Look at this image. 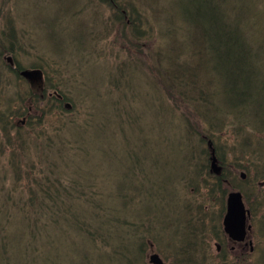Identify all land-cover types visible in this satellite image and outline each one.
<instances>
[{"label":"trees","instance_id":"obj_1","mask_svg":"<svg viewBox=\"0 0 264 264\" xmlns=\"http://www.w3.org/2000/svg\"><path fill=\"white\" fill-rule=\"evenodd\" d=\"M145 1L148 0L93 3L112 10L113 26H122V40L131 44L123 29L131 33V38H145L137 10V5ZM150 1L153 5L154 0ZM204 1L205 16L197 18L196 13H187L185 9L183 15L195 28L203 48L213 54L211 69L222 85L211 86L210 75L202 80L193 76L190 81L183 80L185 85L179 84L178 77L194 74L188 65L200 58L203 49L195 47L196 43L186 45L183 40L181 47L177 45L180 49L168 43L165 48L161 44L158 49L156 45L155 52L151 49L157 63L153 64L151 74L141 70L143 66L138 59L130 61L125 71L114 68L119 72L115 74L121 84L109 83L110 89L106 92L120 95L129 74L138 69L144 77L151 78L156 88V112L167 114L177 132L176 145L172 144L177 157L170 171L161 168V162L167 165L165 159L148 157L151 139L140 143L141 132L136 128L140 111L133 106L134 99L129 108H115L107 117L97 95L92 102L86 97L80 104L89 112L81 116L69 87L64 90L58 85L54 87L48 74H45L44 99L33 93L29 98L30 107L46 101L48 112L42 116L57 113L60 120L52 133L40 132L41 139L47 138L38 140L32 147L27 142L33 135L31 131L20 133V127L14 124L17 133L12 134L16 143H12L13 138L2 127L4 139L9 143L7 147L11 149L5 166L12 169L9 172L12 171L15 181L23 179V184L15 200L11 199L12 191L6 187L0 189L3 201L0 264H40L38 260L41 264H61L57 250L59 234L66 246L74 250L73 264H164L165 261L169 264H264V68L257 67L253 60L263 50L264 35L260 22L254 19L251 39L247 42L237 18ZM255 6L264 10V6ZM70 18L66 14V21L62 22L69 26L78 20ZM160 19V30L168 41L173 34L171 21L165 15H160ZM1 32H7V27ZM86 36L92 41L99 40L91 31ZM9 37L3 36V40L7 42ZM113 42L119 51L125 50L124 41ZM97 43L92 44L89 56L95 53ZM218 93L224 105L222 102L216 105L214 96ZM131 107L137 113L133 109L134 114H130ZM25 110L15 116L27 119L28 106ZM124 112L128 114V123L124 122ZM30 119L23 128L32 127ZM109 119L113 128L108 132ZM41 122L42 117L37 123ZM134 135L135 139L131 137ZM95 136H113L114 142L120 144V154L108 155L105 146L110 148V145L106 141H98L99 146H93L88 140ZM166 140L170 142L167 138L162 142ZM30 149L33 150L30 152ZM94 150L103 153V159L116 162L122 170L120 180L112 186L111 183L106 188L107 178L99 176L96 170L88 171L86 160L80 157H87ZM212 150L222 169L220 175L211 170ZM35 164L39 167L33 168ZM6 168L0 174L6 173L9 169ZM72 168L76 170L71 171ZM232 191L241 192L250 212V241L254 244L253 252H257L252 263L246 262L247 259H237L235 263L228 252L233 245L230 247L227 242L229 237L223 231L222 219L227 195ZM214 242L216 253L211 250ZM152 256L155 258L151 259Z\"/></svg>","mask_w":264,"mask_h":264},{"label":"rangeland","instance_id":"obj_2","mask_svg":"<svg viewBox=\"0 0 264 264\" xmlns=\"http://www.w3.org/2000/svg\"><path fill=\"white\" fill-rule=\"evenodd\" d=\"M89 1H92L91 4H89ZM207 1L216 4L217 10L221 12L224 11L226 14L240 21L247 42L251 39V29L254 24V19L260 22L258 25L262 28V33L264 35V10H259L255 6V4H257L258 7H263L264 0ZM93 2L96 3L97 0H0V30L2 31V28H6L7 26L9 31H14L15 38L18 39V41L14 39V44L10 47L3 41V36H0V172H3L6 168L5 161L11 153V149L7 147L9 143L4 139L2 127H6V131L9 132L12 138L13 134L17 133L14 129L16 124L21 129L20 133L31 131L33 135L29 133L31 137L27 138V142L30 146L34 147L38 140L41 141L47 138V136H44L41 139L40 132H43L44 135L51 134L60 120V118L56 116L57 113H54L50 117H48L47 114L42 116L43 112H48V106L44 100V102L38 105L34 104L31 107V112L28 117L31 118L30 120L33 123L32 127L27 129L23 128L26 121L23 123L20 122L23 118H18L15 114H23L26 111V106L30 107L27 100L29 86L21 77H15L4 65L5 58L3 60V53L5 50L14 56L16 58L15 60L18 61L23 68H30L33 67V65L40 66L46 71V74L49 75L54 87L58 85L62 90H64L65 87H69L68 91L72 93L73 101L77 103L76 109L80 112L81 116L89 112L80 104V102L85 101L84 99H86V97L89 102H92L96 100L95 97L97 95L102 102L100 105L107 117L115 108H129V104L134 99L136 102L133 106L140 111V119L137 121L136 125V128L141 132L140 143H145L151 139L149 143L150 154H147L149 151L145 144L144 148L147 151L146 154L152 160L158 158L165 159L167 165L161 162V168L163 170L167 169L170 171L171 168H173L175 158L177 157L175 150L172 149L173 145H176L174 139L177 133L174 130L175 125L167 114L156 112L157 107L155 100L157 95L155 85L152 84L151 78L147 76L144 77L141 74V70L145 71V73H153L152 68L156 61L152 55L151 49L154 52L157 51L156 45L158 49L161 44L164 48L168 44L177 48V45L181 47V43L184 40L186 45L188 43L195 45L196 43L197 45H195V47L198 46L199 48H203V42L198 41L199 38L197 37L195 28L184 17L183 10L185 9L187 13H196L197 18L203 15L205 16V13H202V11L205 10L206 3L204 0H154V4L152 5L153 1L148 0L142 4H138L137 6L139 7H136L140 14L139 18L142 21H140V29L145 38L140 40L131 38V33L124 28L123 33L127 35L125 38L131 43L128 44L125 40H122V33L120 35L122 26H113L112 24V22H114L112 21L114 16L112 10L106 5H95ZM4 3H6V6ZM63 3L64 6H62ZM160 4H162V6H160ZM162 10L164 12H162ZM66 14L67 18H70L68 14L74 15V18H78L77 21H74L75 24H69L68 26L62 22L66 21ZM254 14H256V16H253ZM160 15H165L171 21L170 25H172L173 28L171 32H173V34L168 41L164 38L165 34L161 32L162 29L160 30L159 27L162 21ZM94 23L96 26L93 25ZM201 24L202 23L198 22V25ZM168 27L171 28V26ZM90 31L94 35H98L97 39L99 38V40H90L86 36ZM191 34L192 37L190 36ZM113 40L115 42L119 41L120 43L124 41L125 50L119 51ZM95 42H98L95 53L89 56L88 54L91 52L92 44ZM137 43H139V47H137ZM129 45L132 47H127ZM262 47V52L253 57L254 63L260 68H264V37ZM171 49L173 48L171 47ZM177 49L180 48L178 47ZM83 54H86L85 58ZM212 55L211 51L203 48L200 58L188 65L190 72L194 73L193 75L186 74L182 79L178 77V73L176 74L179 78V84L182 83V85H185L183 80L190 81L193 76L202 80L204 79L202 77L210 75L212 81L211 86L218 87V84L222 85L216 75L213 74L215 72L211 69L212 62L214 61ZM136 59L141 61L143 68L129 74L128 83L124 89H122L121 94L106 93L110 89L109 83L114 84L117 81L121 84L119 76L115 74L119 72L115 71L114 68L119 67L125 71L130 61H137ZM84 60H87L88 63L85 64ZM137 65L140 67L141 64ZM54 67H56L58 71L55 70ZM72 86L80 89H74ZM132 90L133 93L131 92ZM214 100L216 105L222 102L219 93L215 94ZM22 101H24V103H22ZM136 108H132L130 114H134L133 109H135L137 113ZM92 110L93 108H91L90 111ZM28 117L26 119L27 122ZM40 117H42V122L38 124L37 122ZM123 117L124 122L129 120L126 112L123 113ZM66 118L65 116L64 119ZM109 118L112 117L110 116ZM109 121L111 125L108 126V132L113 128L112 119H109ZM117 128H119V126H117ZM38 134L39 138L36 137ZM107 135L108 134H105L104 136ZM97 136L88 140L93 146H99L98 141H106L110 145V148L105 146V151L108 155L120 154V152H118L120 144L114 142L113 136L96 138ZM135 136L136 135L131 137L135 139ZM118 137H121V134H118ZM163 138H167L170 142L167 140L162 142ZM12 143H16L14 138ZM32 150L33 149H30V152ZM103 155L104 154L100 151L94 150L90 152L87 157H80L86 160L88 171L96 170L99 176H105L107 178L105 180L107 188L111 183L112 186L119 181L123 172L116 162L103 159ZM31 167L33 166H27L26 168ZM36 167H39V165L35 164L33 168ZM113 168H116L118 173ZM6 169H8L6 173L0 174V180L3 179L0 181V189L6 187L9 191H12L11 199L15 200L18 194L17 190L20 188L21 184H23V179L15 181L12 171L9 172L12 169H10V167ZM72 170L74 171L76 169L72 168L71 171ZM37 171L38 169H35V172ZM156 174L157 173H154V176H156ZM1 198L2 196L0 195V199ZM2 202L3 201L0 200V205ZM12 202L13 201H11V203ZM11 213L15 215L13 210H11ZM19 218H21V216ZM249 232L250 229L244 242H236L227 238V242H230V247L233 245L230 251H228L231 261L237 263V259L242 261L247 259L246 262L252 263L257 258V252L251 250L254 244L252 243L250 245L247 243L251 240ZM21 243L22 242L19 240V246ZM66 245L63 236L59 234L57 239V250L59 260L61 259L60 263L73 264L72 261L75 260L74 250ZM211 250L212 253H216L217 247L215 242L212 243ZM38 261L41 264L42 261ZM164 264L169 263L165 261Z\"/></svg>","mask_w":264,"mask_h":264},{"label":"water","instance_id":"obj_3","mask_svg":"<svg viewBox=\"0 0 264 264\" xmlns=\"http://www.w3.org/2000/svg\"><path fill=\"white\" fill-rule=\"evenodd\" d=\"M20 75L28 81L33 80L39 83H41L43 79L42 73L39 70H25L20 73ZM211 154V170L216 175H220L221 167L218 165L214 150H212ZM249 215V211L246 210L242 196L239 192H231L227 195L226 212L223 217V229L230 239L234 241L244 240L247 233L246 231L250 229V227L246 225ZM154 258L155 257L152 256L151 259Z\"/></svg>","mask_w":264,"mask_h":264},{"label":"flooded vegetation","instance_id":"obj_4","mask_svg":"<svg viewBox=\"0 0 264 264\" xmlns=\"http://www.w3.org/2000/svg\"><path fill=\"white\" fill-rule=\"evenodd\" d=\"M2 29H4V28H2ZM0 36H10L11 37V38L9 37L10 40H8L5 43V44H8L10 47L13 46L14 39H15V41H18V39L15 38L14 31L13 30L9 31L8 27H7V32H5V33H2L1 30H0ZM0 39H1V37H0ZM3 41L5 42V39ZM3 54H4L3 60L5 58L4 65L7 67V69L9 71H11L15 75V77L20 76V73H22L25 70H28V71H31V70H33V71L39 70V71H41L42 78H43L42 81H41V83L36 82V81H33V80L32 81H28L24 77H21V78L29 86V95H30V93H33L34 95H39V97L41 99H44L45 79H46L45 74H46V71L43 70L40 66H37V65H33V67H30V68H23L18 63V61L15 60L16 58L14 56H12L8 51L5 50ZM29 95H28V99L27 100L29 102L28 104L30 105ZM28 109H29V111H31V107H28ZM25 121H26V119L24 118L20 122L23 123Z\"/></svg>","mask_w":264,"mask_h":264}]
</instances>
